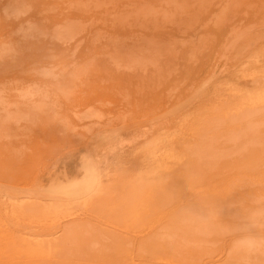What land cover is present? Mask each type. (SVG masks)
Listing matches in <instances>:
<instances>
[{"label":"rangeland","instance_id":"obj_1","mask_svg":"<svg viewBox=\"0 0 264 264\" xmlns=\"http://www.w3.org/2000/svg\"><path fill=\"white\" fill-rule=\"evenodd\" d=\"M165 1L0 0V264H264V0Z\"/></svg>","mask_w":264,"mask_h":264},{"label":"bare ground","instance_id":"obj_2","mask_svg":"<svg viewBox=\"0 0 264 264\" xmlns=\"http://www.w3.org/2000/svg\"><path fill=\"white\" fill-rule=\"evenodd\" d=\"M146 1H147V0H146ZM167 1H168V0H166L165 2H167ZM174 1H175V0H169L168 2L171 3V4H173ZM176 1H177V0H176ZM201 1L203 2V0H200V1L198 2L199 5L202 3ZM144 2H145V1H144ZM180 2H181V1H180ZM200 2H201V3H200ZM205 2H207V3H211L212 0H205ZM205 2H204V3H205ZM115 3H116V2H115ZM146 3H147V2H146ZM146 3H145V4H146ZM169 3H168V4H169ZM182 3H183V2H182ZM136 4H137V3H135V5H136ZM145 4H143V5L141 4L143 8L136 7V6H135V7H136V8H140V9H145V7H146V6L144 7ZM137 6H140V5H137ZM200 6H201V5H200ZM211 6H212L211 4H208V5H207V7H211ZM218 6H219V5H217L216 7H218ZM147 8H148V7H147ZM200 8H201V7H200ZM202 8H203V7H202ZM204 8H205V7H204ZM173 9H175V7H174ZM176 9H178V8H176ZM176 9H175V10H176ZM198 9H199V8H198ZM206 9H207V8H206ZM153 10H154V9H153ZM153 10H152V11H153ZM171 10H172V9H171ZM179 10H180V9H179ZM182 10H183V7H182ZM203 10H204V9H203ZM142 11H143V10H142ZM194 11H195V10H194ZM204 11H205V10H204ZM144 12H145V11H144ZM154 12H155V10L153 11V13H154ZM157 12H158V15H161V16L163 17V20H164V18H166V17H165V16H166V15H165L166 13H161V12H159V11H156V13H157ZM184 13H185V12H184ZM189 13H190V12H189ZM191 13H192V12H191ZM196 13H197V12H196ZM196 13H194L193 17H196V18H197V21H199L201 15L203 14V11L199 10L198 13H197V14H196ZM148 14H149V13H148ZM168 14L170 15V12H167V15H168ZM181 14H182V13H181ZM185 14H186V13H185ZM158 15L155 16V17H158ZM140 16H141V15H140ZM152 16H153V15H152ZM191 16H192V15H191ZM162 17H161V18H162ZM168 18H169V17H168ZM155 19H156V18H155ZM155 19H154V20H155ZM149 22H150V21H149ZM155 27H156V26H155ZM131 36H132V35H131ZM248 36H250V35H247V37H248ZM252 36H253V35H252ZM252 36H250V37L252 38ZM241 37L243 38V37H245V35L243 34V35H241V36L233 37V38L228 42L229 45H228L227 47H232V48H234L235 50L237 49L236 51H237V52L240 51V52H239L240 54H241L242 51H246V50H242V48H244V47H241V46H244L245 44L243 45V43L240 41V40H241ZM247 37H246V38H247ZM250 37H248V38H249V40H251V42H252L254 36H253L252 39H251ZM256 37H257V36H256ZM256 37H255V38H256ZM246 38H244V40H245ZM255 38H254V39H255ZM258 38H260V37L258 36ZM249 40L246 39L245 41H248V42H249ZM258 40H259V39H258ZM238 41H239V42H238ZM255 41H256V40H255ZM255 41H254L251 45H253L254 43L257 42V41L255 42ZM260 41H262V40H260ZM248 42H247V43H248ZM258 43H259V42H258ZM258 43H256L257 45H255V44H254V45H255V46H258ZM261 43H264V41H262ZM248 44H249V43H248ZM254 45H253V46H254ZM260 45H261V47H262V45H264V44H260ZM260 45H259V47H260ZM245 47H247V44H246ZM249 47H250V45H249L247 48H249ZM247 48H246V49H247ZM257 48H258V47H256V49H253V47H252V50H257ZM238 49H239V51H238ZM260 49H261V48H259V50H260ZM249 50H251V49H249ZM262 51H264V50H261V52H262ZM170 53H172V52H170ZM244 53H245V52H244ZM249 53H251V52H249ZM252 53H253V55L255 54L254 52H252ZM257 53H259V52H257ZM257 53H256V54H257ZM233 54H234V53H232V55H233ZM256 54H255V55H256ZM167 55H168V54H167ZM244 55H245V54H244ZM244 55H243V56H244ZM247 55H248V51H247V54H246L245 56H247ZM258 55H261V53L258 54ZM258 55H257V56H258ZM249 56H250V55H249ZM257 56H256V57H257ZM261 56H262V55H261ZM167 57H169V56H167ZM169 58H170V57H169ZM247 58H248V56H247ZM170 59H171V58H170ZM165 61H166V60H164V62L162 63L163 66H164ZM221 61H222V60H221ZM168 62L170 63V61H168ZM252 62H253V61H252ZM99 64H100V63H99ZM167 64H168V63H167ZM167 64H165V66H166ZM220 64H221V63H220ZM223 65H224V63H223ZM99 66H100V65H99ZM168 66H169V64L167 65V67H168ZM221 67H222V66H221ZM215 68H216V67H215ZM163 69H165V67H164ZM221 69H222V68H221ZM221 69H220V70H221ZM251 69H252V68H251ZM165 70H167V68H166ZM251 71H252V70H251ZM217 73H218V72H217ZM235 73H236V72H235ZM150 75H151V74H149V76H150ZM247 75H248V74H247ZM154 76H155V75H154ZM163 76H164V75H163ZM151 77L153 78V76H151ZM151 77H146V80H143L142 83H144V84H146V85H148V86L150 87L151 85H153V83L156 82L155 79H152ZM236 79H237V78H236ZM169 80L171 81V79H169ZM136 82H139V80H137ZM171 82H172V81H171ZM167 83H168V82H167ZM170 84H171V83H170ZM256 84H257V82H256ZM256 84H255V85H256ZM156 85H157V84H156ZM150 88H152V87H150ZM252 88H253V87H252ZM233 89H234V88H233ZM256 89H257V88H256ZM235 90H236V89H235ZM257 90H258V89H257ZM168 91H169V92H167V93H170V89H169ZM253 91H254V90H253ZM172 92H173V91H172ZM249 92H250V91H249ZM254 92H255V91H254ZM257 92H258V91L255 92L256 95H258ZM259 92H261V89H260ZM156 93H157V92H156ZM157 94H158V93H157ZM225 94H226V93H225ZM246 94H247V93H246ZM261 94H262V93H260V95H261ZM248 95H250V94H248ZM260 95H259V96H260ZM262 95H264V94H262ZM262 95H261V97H262ZM153 96H154V95H153ZM178 96H179V95H178ZM233 96H234V95H233ZM239 96H240V95H239ZM254 97H255V96H254ZM261 97H260V98H261ZM240 98H241V96H240ZM251 98H253V97H251ZM262 98H264V97H262ZM245 99H246V98H245ZM247 99H248V98H247ZM247 99H246V100H247ZM255 99H256V98H255ZM255 99H254L255 104L252 102V104H250L251 106H250L246 101H245V103L248 104V105L250 106L251 109H253L252 107H253L254 105L256 106V104H257ZM152 100H154L155 103H157V100L155 99V96L153 97V99L151 98V103L153 102ZM237 100H238V99H237ZM251 100H252V99H251ZM239 101H240V100H239ZM259 101H260V100H259ZM261 101H264V100H261ZM147 102H148V101H147ZM149 102H150V101H149ZM224 102L227 104L226 101H224ZM236 102H237V101H236ZM236 102H235V103H236ZM248 102H249V101H248ZM233 103H234V102H233ZM237 103H238V102H237ZM239 103H240V102H239ZM239 103H238V104H239ZM249 103H250V102H249ZM238 104H237V105H238ZM253 104H254V105H253ZM258 104H259V106H261V104H260L259 102H258ZM262 104H264V103H262ZM245 107H246V105H245ZM254 108H256V107H254ZM246 109L248 110V107H247ZM227 110H228V109H227ZM235 110H236V109H235ZM247 110L245 111V109H244V112H248ZM253 110H254V109H253ZM259 110H260V109H259ZM259 110H258V112H260ZM232 111H233V110H232ZM237 111H238V110H237ZM250 111H251V110L249 109V112H250ZM262 111H264V107H262ZM262 111H261V113H262L261 115H262V116L259 115V116L261 117V119L264 118V112H262ZM225 112H227V111L225 110ZM230 112H231V111H230ZM249 112H248V113H249ZM254 112H255V111H254ZM141 113H142V112H141ZM235 113H236V112H235ZM238 113H239V112H238ZM238 113H236V115H237V117L240 118V119L242 118L241 115H243V116L245 115V114H243V113H240V114L238 115ZM248 113H247V114H248ZM252 113H253V112H252ZM142 114H143V113H142ZM223 114H224V113H223ZM259 114H260V113H259ZM230 115H231V114H230ZM251 115H252V114H251ZM254 115H256V114H254ZM254 115H253V116H254ZM257 115H258V114H257ZM212 116H213V115H212ZM239 116H240V117H239ZM259 116H258L257 118H256L255 116H254V117H250V118H251V119H250L251 122H249V123H248L249 119H247V123H248V124H247V123H246V124H243V121H242V120L245 121V119H242V120H241V122H242L243 125H245V126L247 125L246 129L248 128V130H247L246 134L248 135V134L250 133V134H249L250 136H249V137H248V136L246 137V134H245V132H244L245 128H244L243 131H242V130H240V131H242V133L245 134V136H243V137L249 139L251 145H252V143H253V144H254V143H256V144H258V143H264V129H260V130H262V132H261V131L259 130V128H261V127H260L261 125H259L258 121L256 122V120L260 119ZM226 117H228V116H226ZM232 117H233V116H232ZM244 117H245V116H244ZM246 117H247V116H246ZM246 117H245V118H246ZM248 117H249V116H248ZM127 118H128V117H127ZM209 118H212V117H209ZM217 118H218V117H217ZM206 119H207V118H206ZM206 119H205V120H206ZM213 119H215V117H214ZM213 119H212V120H213ZM210 120H211V119H210ZM121 121H122V120H121ZM206 121H207V120H206ZM223 122H224V121H223ZM259 122H260V121H259ZM209 123L211 124V122H209ZM209 123H207V124L209 125ZM235 123H237V122H235ZM235 123L233 122L234 125H236ZM261 123H262V121H261ZM261 123H260V124H261ZM119 124H120V123H119ZM237 124H238V123H237ZM242 124H241V125H242ZM213 125H215V123H214ZM231 125H232V124H231ZM239 125H240V124H239ZM241 125H240V126H241ZM32 126H33V125H32ZM209 126H210V125H209ZM221 126H222V127H221ZM223 126H224L223 124H220L219 127L223 129ZM206 127H207V126L205 125V128H206ZM224 127H225V126H224ZM228 127H229V126H227V128H226V129H223V130H225V131H226V130H231L232 132H231V131H230V132H231L232 134L236 135L235 133L237 132V131H236L237 129H235V127H233V129H235V130H232V129H228ZM236 127H239V126H236ZM262 127H264V124H262ZM208 128H210V127H207V129H208ZM216 128H218V127H216ZM216 128H215V130H212V129H214V128H212L211 131L214 133V131H216ZM238 129H240V127H239ZM223 130H221L222 133H223ZM218 131H220V130L218 129ZM225 131H224V133H225ZM233 131H235V132L233 133ZM245 131H246V130H245ZM227 132H229V131H227ZM230 132H229V133H230ZM215 133H216V132H215ZM229 133H228V134H229ZM238 133H241V132H239V130H238ZM238 133H237V134H238ZM242 133H241V134H242ZM232 134H230V135H232ZM241 134H240V135H241ZM226 135H227V134H226ZM226 135H225V136H226ZM236 136H239V134L236 135ZM232 137H233V136H232ZM234 138H236V137L234 136ZM240 138H241V140H239V141H242V137H240ZM240 138L238 137V139H240ZM222 139H223V138H222ZM248 139H247V140H248ZM72 140H74V139H72ZM243 140L246 141L245 139H243ZM239 141H238V142H239ZM244 141H243V142H244ZM250 143H249V144H250ZM72 144H73V143H72ZM247 146H248V145H246V147L244 146L245 149L243 148V150H242V151H243L242 153H244V154H241L242 156H240L242 159H241L240 157H238V158H240L241 160H240L239 163H237L236 165H238V164L240 165V164H242V163H246V162H248V161H249V162H262V163H264V156H259L260 154H259L258 156H256V155H257V154H256L257 152L254 153V151H257V148H258V146H260V144H259L257 147H253V146H251V150H250ZM247 148H248V149H247ZM254 148H255V150H254ZM260 148H261V147H259V149H260ZM262 148H264V147H262ZM259 149H258V151H259ZM246 150H247V151H246ZM249 150H250V153H251L252 150H254L253 153H251V154H252L251 156H250V154L248 153ZM261 150H262V149H261ZM261 150H260V151H261ZM240 151H241V150H240ZM262 151H264V150H262ZM224 152H225V151H224ZM238 153H239V152H238ZM247 153H248V155H247ZM261 153H262V152H261ZM262 154H264V153H262ZM224 158H225V157H224ZM224 158L222 157V159H224ZM239 165H238V166H239ZM231 166H233V165H231ZM238 166H237V167H238ZM238 175H239V176H238ZM236 176L241 177L240 173H238V172L236 173ZM261 176H264V171H258V173L256 174L255 177H253L252 174H243V178L246 179V180H254V179H256L257 177H261ZM238 177H237V178H238ZM168 197H169V196H168ZM226 197H227V196H226ZM226 197L224 196L223 198H226ZM228 199H229V200H225V201L223 202V204L220 203V204L217 206V207H218V210H217V213H216V214L220 213L221 215L228 216V219H229V217H234V218L237 217V216H235L236 214H238V217H237V218H239V219H240L242 216H245V217L247 216V217H248L249 214H251L252 217H254V216H258V215H260V214H264V192H261L260 195L253 196V197L251 198V200H247V201H245L244 203H241V202L236 203V206H237V204L240 205V207H238V206H239V205H238L236 208L233 207L234 199H232V197H231V199H230V197H229ZM167 200H168V199H167ZM219 207H220V208H219ZM215 208H216V207H215ZM213 209H214V208H213ZM233 211H234V212H233ZM213 212H214V211H213ZM222 217H223V216H222ZM247 217H246V218H247ZM186 219H187V218H186ZM241 219H244V218L242 217ZM188 220H189V219H188ZM232 220H233V219H232ZM226 224H227V225H226ZM226 224L222 223V227L224 228V225H225V227L228 226V225H232V223H231V224H230V223H229V224L226 223ZM232 226H235V224L233 223ZM229 228H231V227L229 226ZM235 228H236V226H235ZM237 228H238V227H237ZM225 229H228V228H225ZM196 230H197V229H196ZM246 239L248 240V237H246V238H244V239H242V240H246ZM249 239H250V238H249ZM239 240H240V239H239Z\"/></svg>","mask_w":264,"mask_h":264}]
</instances>
